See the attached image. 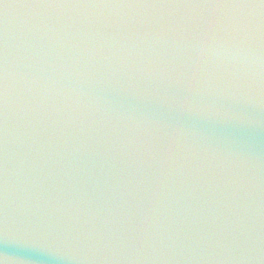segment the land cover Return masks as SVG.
<instances>
[{"label": "water", "instance_id": "obj_1", "mask_svg": "<svg viewBox=\"0 0 264 264\" xmlns=\"http://www.w3.org/2000/svg\"><path fill=\"white\" fill-rule=\"evenodd\" d=\"M0 264H264V0H0Z\"/></svg>", "mask_w": 264, "mask_h": 264}]
</instances>
